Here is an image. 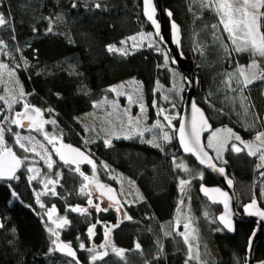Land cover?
Masks as SVG:
<instances>
[{
    "label": "trees",
    "instance_id": "16d2710c",
    "mask_svg": "<svg viewBox=\"0 0 264 264\" xmlns=\"http://www.w3.org/2000/svg\"><path fill=\"white\" fill-rule=\"evenodd\" d=\"M74 2L76 7H73ZM161 2L180 27L181 51L192 61L194 75L198 78L196 102L213 124L205 144L215 130L231 129L242 140L248 138L254 130L245 129V122L221 110L217 98L223 85L224 61L229 63L228 69L234 70L238 64L249 60V53L221 49L217 36H213L205 50H197L192 60L188 30L190 27L198 30L214 22L213 13L204 11L198 0ZM96 3L101 7L96 8ZM0 13L10 21L0 27L2 47L6 51V55L1 56L15 72L28 103L43 109L44 115L55 121L47 130L60 135L67 144L85 150L81 142L85 132L78 116L108 95L107 86L134 77L141 83L146 104L151 105L156 84L169 83V74L163 65L165 53L148 47L126 54L108 50L109 45L119 46L138 31L153 32L143 17L142 0H0ZM243 94L264 132V80L255 81ZM205 99L211 101L212 106L207 105ZM149 114L151 117V111ZM5 140L15 147L12 134L6 133ZM232 142L239 143L230 141L229 144ZM15 149L21 159L25 155L32 157ZM207 149L212 153L211 148ZM91 150L93 154H88L97 162L103 182L112 183L110 174L120 172L132 179L141 191L142 199L125 208L131 219L119 220L115 208L110 206L105 207L107 211L91 209L87 214L67 211L69 206L87 204L88 196L80 190L84 182L80 173L69 171L63 161L56 159L57 164L51 172L44 168L36 180L29 182V158L18 169L17 179H0V264H69L71 261L54 250L49 251L53 249V241L33 194L34 190H39V181L50 177L56 180L55 173L61 174L55 187L57 195L44 199V204L55 206L70 222L61 229L60 239L76 249L83 264H185V261L198 264L187 258V247L179 235L163 240L160 228V222L172 221L177 214L180 179L194 176L196 170L203 172L201 180H192L199 202L198 216L203 217L207 235L220 253L219 260L204 264L245 263L247 240L254 224L236 222L233 235L220 227L217 216L221 207L209 203L198 192L200 184L216 182L191 156L180 152L176 137L162 148L140 143L136 138H116L110 145L96 140L91 143ZM179 157L187 162L192 174L176 167L178 160L175 158ZM221 160L216 161L225 167L233 182L238 209L253 199L264 209V176L257 168L259 155L251 156L246 150L237 153L226 145ZM71 167L75 169L73 164ZM87 167L81 169L87 170ZM93 224L96 225L95 234L89 238L88 228ZM107 225L111 228L113 244L124 247L125 254L121 258L107 249L105 258L91 261L94 253L89 249H95L102 242ZM135 242L140 249H136ZM81 243L85 245L83 249L79 247ZM261 261H264V236L255 249V263Z\"/></svg>",
    "mask_w": 264,
    "mask_h": 264
},
{
    "label": "rangeland",
    "instance_id": "374dc122",
    "mask_svg": "<svg viewBox=\"0 0 264 264\" xmlns=\"http://www.w3.org/2000/svg\"><path fill=\"white\" fill-rule=\"evenodd\" d=\"M197 1V0H195ZM198 3L200 4V0H198ZM208 10V9H203ZM208 12H211L213 21L212 23H209L205 25L201 29H193L192 27L189 28L187 36H188V47L191 50V55L190 58L194 60V53L197 50L203 51L205 50L206 46L209 43V40L214 36L213 35V28L212 25L218 24V17L216 16L215 12L212 10H208ZM202 10H201V15H202ZM220 27V31L216 32L217 37H220L223 41V44L227 45V50L230 52L233 49V45L231 44V41L227 39V34L223 32L222 26ZM147 34V33H152L151 40L149 39H144L141 34ZM132 37H136L135 41L131 39ZM153 41L155 43H153ZM124 43H121L119 46H116L117 49H123L125 50L123 53L128 52V51H133L137 50L142 47H148L156 50L158 53H165V56H167L165 49L160 45L158 40L156 39L155 35L153 32H147V31H138L134 35L129 36ZM219 42V47L222 49L224 48L221 44V40H218ZM218 46V44H217ZM0 64H4L7 67L4 69H0V95H9V92L6 90H12V93H18L22 87L20 83L18 82L15 72L11 68L8 67L7 62L3 59L1 55H6V51L4 50V47L0 45ZM116 52H121V51H116ZM249 53V60L245 63H242L240 65H243L247 67L254 57ZM168 57V56H167ZM259 61V57H256ZM163 65L166 67L168 74H169V83L168 85L162 84V83H157L154 89V94H153V99L151 101V105H147L145 101V94L144 90L141 86V83L135 79L134 77H127L124 78L120 81H117L109 86H107L106 90L108 92L107 96H104L100 101L94 103L91 107L90 110L80 114L78 116V119L83 125V129L85 132L84 137H82L81 142L82 145H84V151L87 153L91 152V143L96 141V140H102L105 142V140L112 141L113 139H116L117 137L119 138H124L125 136H129V132L121 128L122 123H127L129 117L135 118L143 115V118L140 121V125L142 128H152V126L159 120L161 124L163 125V131H167L170 136L173 138L176 137V130L177 126L176 122H179L181 112H182V103H183V98H184V91L186 89L184 80H183V74L180 73L178 70H176L172 65L170 64V61L168 62L167 65H165V62ZM239 65V64H238ZM229 63L224 61V72H223V77H222V82L223 85L221 86V91H219V98H217L218 101L221 103V110L227 111L234 119L237 121L245 122L244 128L245 129H252L254 130L253 133L243 141L247 143H252L254 142V138L257 135L258 132H263L259 126V118L257 115H255L251 110L249 105L247 104V101L245 100L243 102V105L241 104L240 97L244 96L243 92L239 91H234L233 89H236V84L235 81H232V88L227 87V83L229 82V73H234L236 72V69L231 70L228 69ZM264 64H261V70H263ZM195 70V69H194ZM11 73V75H10ZM139 89L140 95H142L143 99L142 101L138 99L136 90ZM133 96V100L130 101L128 99L129 96ZM204 102L212 106L211 101L209 100H204ZM25 103H28L26 99V95L24 96L23 99H21L18 103L12 105L11 109H8L7 105H5L2 101H0V107L4 108V112L1 115V119H3L4 115H9L12 117H15L16 112H21L24 108L23 105ZM143 103L146 112L144 114H141V109H140V104ZM29 104V103H28ZM31 105V104H29ZM175 105V107H173ZM33 108H38L33 105H31ZM245 107L247 108V112L245 111ZM164 109L163 115H158V110L159 109ZM40 109V108H38ZM41 110V114L44 115L45 111L43 109ZM149 111H151L152 115L150 117ZM164 115H169L175 117V119L172 120V125L169 126L168 122L164 120ZM43 120L45 121H53L52 118L46 117L44 115ZM52 123H45L44 124V131L49 133L50 136H56L58 137V140L55 142L56 147H60L61 142L64 144H67L63 141L60 135H58L55 132H51V130H47L48 126H51ZM12 130L14 129L15 132H19L21 135H29V130L25 129L23 130L22 128L12 125ZM163 131L160 128H152V131H145L143 136H140L139 134L131 136V138H136L140 143H145L149 146L156 147V148H162L163 145L166 143L161 139L163 135ZM211 134V133H210ZM222 135H225L223 132L221 133ZM31 135L35 137V147H36V152H30L27 154H30L32 157H29L31 159V162L27 164V169L29 167H34L35 169L39 170V174L37 172H28V177L29 176H35L36 179L40 175L41 171L46 168L49 172H51L52 169H48L47 165L45 164L44 160L41 159L40 155H37V153L43 154L44 149L48 150V154L51 155L52 160L55 161L53 164V167L57 164V160L60 161L59 157L57 154L53 151V145L49 144L48 141L44 138L42 133H37L35 131L31 132ZM210 137V136H209ZM209 137L206 139V144L208 143ZM172 138V139H173ZM125 139H130V138H125ZM171 139V140H172ZM14 144H15V137L13 136ZM149 141H152V143H149ZM168 142V141H167ZM6 143L9 146L10 145L7 141ZM240 146L243 150H246L247 152L249 151L247 148L244 147V144H240V142H235ZM259 143V142H255ZM43 145L44 147L41 148L40 145ZM160 144L161 147H157L156 145ZM226 147V146H225ZM20 149L18 145L15 144V147H13V151L16 152V154L20 157L18 154V151L15 149ZM212 149V155L215 160H218L219 162H222L221 159L224 158V150L222 151L220 158L217 159V151L216 148H211ZM225 149V148H224ZM22 150V149H20ZM259 155V154H258ZM91 156V155H90ZM22 158V157H20ZM57 159V160H56ZM177 161V164L180 162H183V164L186 166L187 171L184 169H181L185 173H190L191 168H189L187 162L182 159L181 157L175 158ZM92 161L96 166V171H95V179L96 180H101V177L99 176V171L97 167V162L95 159L92 157ZM217 162V161H216ZM218 163V162H217ZM259 163H262L259 159ZM75 168L77 167L75 164H73ZM80 172L84 173V176H88L89 180L93 179V165L88 164L87 170H82L81 167ZM261 171H264V169H261ZM84 176H82L84 180ZM27 177V179H28ZM203 177V172L201 170H196L194 173V176H186L183 177L182 179L189 181V184L186 186V191L181 192L180 191V186H179V193L180 197L178 200L177 204V214L175 215L174 219L172 221H164L160 222V228L161 232L166 238L165 232H176L183 240V236H181L179 233L184 232L185 229L183 227V224L185 222H190L191 227L195 229V233H193V236L195 238H192L190 236V242L193 245V252H198L199 253V260L192 259L196 263L201 264V262L205 261H217L220 259V253L219 250L216 246L215 243H213L210 238L207 235V225L205 224L204 220L202 218H199L198 214V208H199V202L197 199L196 195V190L195 187L192 183V180L194 178L201 180ZM109 178L112 180V183L109 184L110 188L113 189L120 199L122 200V204L124 208H126L127 205L136 203L140 201V197H142L141 191L137 187L136 183L127 177L126 175L120 173V172H114L111 173ZM35 179V180H36ZM48 179L54 180V178L50 177ZM48 179H43L42 181H47ZM29 182H32L34 180H29ZM264 181V179H263ZM39 190H34V198L35 202L38 207L42 209L43 216L42 220L45 223V227L47 232L51 236V241L54 240V238H60V231L63 228L56 229V231L59 233V236H53L52 233L49 231V228H56V225L52 223V220L49 219L47 212L52 209L53 206H46L44 204V199L47 197H51L52 195L46 194V195H41L39 197V203L37 202V193H44L46 192V189L44 187V183L39 181ZM88 184L89 181L83 182L82 185ZM57 185V184H56ZM55 185V187H56ZM51 187V185H49ZM81 190V188H80ZM235 190V189H234ZM89 198L93 200V204H99L101 208L107 207L100 199H97L93 196L92 191L90 189V185L84 192ZM87 199V200H88ZM41 204L44 205V207H41ZM184 206V207H183ZM75 207V206H73ZM80 207H89L88 204ZM94 209V208H89V210ZM95 210V209H94ZM118 217L120 216L119 213ZM185 217L188 218V220H185ZM60 218H66L64 215L60 214L57 209L55 213H53L52 219L56 220L59 222ZM67 219V218H66ZM68 220V219H67ZM180 221L178 224L177 221ZM107 230L109 229V226L107 225ZM111 229V228H110ZM168 237V235H167ZM68 243V242H67ZM185 243V242H184ZM101 245H105V247H101ZM187 247V258L189 259V252H188V245L185 244ZM113 241L111 238L106 237L104 241L102 242L95 248V252L99 251L101 249H108L113 251ZM117 249H122L119 247H115ZM93 253V252H92ZM260 264V263H257Z\"/></svg>",
    "mask_w": 264,
    "mask_h": 264
},
{
    "label": "snow or ice",
    "instance_id": "6c2138e0",
    "mask_svg": "<svg viewBox=\"0 0 264 264\" xmlns=\"http://www.w3.org/2000/svg\"><path fill=\"white\" fill-rule=\"evenodd\" d=\"M200 6L203 9L212 10L215 12L216 16L218 17V24L212 25V28L214 30L213 35H216V32L220 31V27L222 26V30L224 33L227 34V39L231 41V44L233 45V51L239 53V52H250L251 55L254 57L252 62L247 66L243 65H237L236 72L229 73V82L227 83V87L232 88V81H235L236 89H233L234 91L243 92L246 88H248L249 85L253 84L257 80H264V70H261V64H264V0H200ZM73 7H76V3H73ZM96 8H100L101 4L96 3ZM155 7L153 6V0H144V14L146 15L147 19L151 21L153 25L156 26L157 32L156 35L159 36V24L157 21L153 18L155 14ZM169 16L172 15L171 12L168 13ZM8 23H10L9 20H6L5 14L0 13V27L6 26ZM172 29L174 33V42L179 44V26L173 21L172 23ZM51 31V27L48 29ZM35 31V29H34ZM141 36L144 39L151 40L152 33L147 34H141ZM135 41L136 37H132ZM218 40H221L220 37H217ZM121 43H124L123 41ZM153 43H155L153 41ZM4 41L0 39V45H3ZM221 44L225 49H227V45L223 44V41L221 40ZM2 50V49H0ZM108 50L110 52L115 51H121L124 52L123 49H117L115 45H109ZM126 54V53H125ZM256 57H259V61L255 59ZM169 62V58L165 56V65H167ZM175 63V61H172ZM7 66L4 64H0V69H4ZM11 75V73H10ZM9 92V95H0V101H2L5 105H7L8 109L12 108V105L18 103L21 99L24 98L25 93L21 89L18 93H12V90H6ZM137 97L142 101L143 97L139 93V89L136 90ZM128 99L130 101L133 100V96H129ZM241 104L243 105V102L247 100V97L241 96L240 97ZM175 107V105H173ZM24 111L22 112H16L15 117L4 115L3 119L0 120V179H8L13 180L17 179V176L15 175L17 169H19L22 164H24L26 161L29 160V157L27 155L23 156V159L19 158L16 154V152L13 151V147L9 146L6 143L5 140V134L9 133L12 134L15 137V144L19 146L20 149L24 151V153H30V152H36L35 147V137L31 135L32 131H35L37 133H42L44 138L48 141L49 144L53 145V151L59 155V159L64 162V165L68 167L69 171H75L79 172L81 176H84L83 172H80L79 163L86 161L89 164L93 165V179L90 181L88 176H84L85 181H89V183H95L97 189L104 190L106 189V192L101 191V197L105 194L112 193V189L108 187L107 185L100 184L98 181H95V171L96 166L93 163V161L86 156L83 152H81L79 149L72 148L71 146H65L61 142L60 147L55 146V142L58 140V137L56 136H50L49 133L44 131V124L45 123H55V121H45L41 118V110L38 108H33L28 103H25L23 105ZM141 114H144L146 112V109L143 105V103L140 104ZM192 109L195 113L199 114L200 121L199 124L197 123L196 119L193 118L191 121H182L180 124V127L178 129L179 131V137H180V143L183 147L184 152L191 153L197 157L199 162L201 164H207L208 167L214 168L215 165L211 163L212 157H209L208 153L205 151V145H202L200 142V133L204 130V125L207 123V121L203 117V113L199 108H197L196 103H192ZM164 109L158 110V115H163ZM245 111L247 112V108L245 107ZM4 112V108L0 107V114ZM143 118V115L139 117H129L127 123H122L121 128L129 132V136H125L124 138H131V136L139 134L140 136H143L145 131H152V128H160L163 131V125L159 120L152 126V128H142L140 125V121ZM175 119L173 116L164 115V120L168 122V125H172V120ZM27 121V123H25ZM12 125H16L22 129H28L29 135H21L19 132L12 133ZM222 132H226L227 135H222ZM119 138V137H117ZM173 137L169 135L167 131H163V135L161 139L165 142L170 141ZM230 141H239L240 144H244V147L247 148L248 154L251 156H257L259 154V159L262 163L257 164L258 169H264V132H258L257 135L254 138V142L252 143H245L242 138L233 133L231 129H224V130H215L212 132V135L209 137L208 143L206 145L207 148H216L217 156L216 158L219 159L222 151L224 150L226 145H229L231 150L234 152H241L243 149L238 146L237 143L232 142L229 144ZM255 142H259L258 144ZM111 141L105 140L106 145H110ZM149 143H152V141H149ZM157 147H161L160 144L156 145ZM41 148L44 146L41 144ZM68 148L70 153L76 154L78 157H82L83 161L77 160L75 156H66L62 152V148ZM37 155H40L41 159L44 160L45 164L47 165L48 169L53 168V164L55 161L52 160V157L50 154H48V150L44 149L43 154L37 153ZM72 164H76L77 167L73 169L71 167ZM105 167H107L105 165ZM177 168L184 169L187 171L186 166L183 164V162H180L176 165ZM219 172L223 173L224 169L219 168L217 169ZM28 172H37L39 174V170L35 169L34 167H29L27 169ZM57 179L52 180L48 179L47 181H41L44 183V187L46 189V192L44 193H37V202L39 203V197L41 195L50 194L52 196H56L57 192L55 190V185L59 183V177L60 173H55ZM261 176H264V171L260 172ZM28 179L35 180V176H29ZM189 184V181L180 179L179 186L180 191L185 192L186 186ZM229 184H231V181H229ZM51 185V187H49ZM88 184H84L81 186V193H84L86 189L88 188ZM201 191L207 194L209 192V189L201 186ZM212 191L218 192L221 196L225 197V200L227 199V194L224 192H221L219 189H213ZM12 195H16L15 192L12 193ZM101 197H97V199H100ZM109 199H113L112 196H109ZM142 199V197H140ZM119 203L118 201H116ZM87 204L89 207H80V206H69L67 211L71 212H77L81 214H87L89 213V208H94L96 211H107L108 208H101L99 204H93V200L89 198L87 200ZM256 200L253 199L249 204L244 206V211L248 213L249 215L252 214L251 210L256 209V214L261 217V225L264 226V211H260L256 208ZM41 207H44L43 204H41ZM225 213L219 217V220L224 224L226 228H228L230 231H235V228L232 223V216H234V213H229V207L228 204L225 203ZM56 208L55 206L52 207L51 210L47 212V215L50 220H52V223L56 225V228H49V231L52 233L53 236L58 237L59 233L56 231V229L63 228L66 225H68L70 222L66 218H60L59 222L52 219L53 213H55ZM126 219H131V217H128L125 213ZM207 215V213H205ZM185 220H188L187 217H185ZM177 223L179 224L180 221L178 220ZM96 225L93 224L88 228V236L91 238L95 233ZM115 227V226H113ZM183 227L185 229L184 232L179 233L184 238L185 244L188 245V252H189V260L196 259L199 260V253L193 252V245L190 242V236L192 238H195L193 236V233H195V229L191 227L190 222H185L183 224ZM111 229H108V232H106V237L110 233ZM165 235H171L170 232H165ZM254 235V233H253ZM53 244L56 245L57 241L53 240ZM80 248H84L85 245L81 243L79 245ZM101 247H105V245H101ZM136 249H140V245L136 244ZM53 249H49V251H52ZM62 252H66V255L69 257H72L73 260H75V252L71 249L70 244H60L58 245L57 249ZM113 252L119 256L123 257L125 254V250L123 249H117L113 246ZM162 252V247H161ZM251 250V238L249 239V251ZM90 252L95 253V249H89ZM107 252L99 253V254H93L91 256L92 261H96L97 259H102L104 256H107ZM247 259V258H246ZM69 264H72V261H69ZM76 264H79L78 261H76ZM185 264H188V261H185ZM201 264H204L202 261ZM260 264H264V261H261Z\"/></svg>",
    "mask_w": 264,
    "mask_h": 264
},
{
    "label": "water",
    "instance_id": "95a60500",
    "mask_svg": "<svg viewBox=\"0 0 264 264\" xmlns=\"http://www.w3.org/2000/svg\"><path fill=\"white\" fill-rule=\"evenodd\" d=\"M153 6L156 9L153 18L157 21V23L160 26L159 30H158L159 31V36L156 35V32H157L156 26L153 25L151 23V21H149L147 19L146 15L144 14V0H142L143 17H144L146 23L151 27V29H152L156 39L160 43V45L165 49V52H166V54H167V56L169 58V61H170L171 65L176 70H178L180 73L183 74V80H184V83H185V86H186V89L184 91L183 103H182V112H181V116H180V119H179V122H178L177 130H176V140H177L178 148H179L180 152L183 155L191 156V158L194 159L195 162L206 173H208L210 176H212V178L215 180L216 183L212 184V185L200 184L199 187H198V192L209 203L215 204V205H218V206L221 207V211H220V213L217 216V223L220 225V227L227 234H229V235H233L234 234V231H230L219 220V217L225 213V207H224L225 203L228 204L229 213L230 214L234 213V216H232V223H233L234 228H235V223L236 222H250V223L254 224V230L252 231L250 237L247 240V245H246V250H245V263L244 264H256L255 263V249H256V246L259 243V241L264 236V226L261 225V217H259V215L256 214V209H252L251 210V212H252L251 215H249L248 213H246L244 211V206L249 204L251 201L246 203V204H244L241 207L240 210L238 209L236 193H235V190H234V185H233L232 180L228 176L225 167L222 166V165H219L216 162V160L214 159V157L211 154V152L207 149V147L205 145V137L208 134H210V132L212 131L213 124L209 120L204 108L202 106H200L196 102L195 95H196V91H197V87H198V78H197L196 75H194L192 61L190 59L186 58L184 56V54L182 53V51H181V41H182L181 30L179 32L180 43L177 44V43L174 42V33H173V29H172L173 21L169 24V31H168V27H167V25L165 23V20H164V7L162 5L161 0H153ZM157 16L159 17L158 19H156ZM179 29H180V27H179ZM173 60L175 61V63L172 62ZM193 102L196 103L197 108H199L201 110V112L203 113L204 119L207 121V123L204 125V130L201 131V133H200V142H201L202 145H205V151L208 153L209 157H212L211 163L216 166L215 169L211 168V167H208L207 164H201L195 155H193L191 153L184 152L183 147H182V145L180 143V137H179L178 129L180 127L181 122L185 121V120L191 121V120H193V118L196 119L198 124H199V121H200L199 114L195 113L193 111V109H192V103ZM22 111H24V109ZM41 118L42 119L44 118V116L42 114H41ZM262 122H263V126H264V114L262 116ZM25 123H27V121H25ZM64 145L65 146H71L72 148L79 149L81 152H83L86 156H88L92 160V156H90L83 149L78 148V147H76V146H74L72 144H64ZM62 152L66 156H75V158L77 160L83 161L82 157H78V156H76V154L70 153L68 148H66V147L62 148ZM57 156L59 157V155H57ZM88 164L89 163H87L86 161H83V162H80L78 166L79 167H83V166H86ZM219 168H223L224 172L223 173L219 172L217 170ZM17 171H18V169H17ZM17 171H16L15 175L17 174ZM91 180L92 179H90V181ZM95 181H98L100 184H104V185H107L108 187H110L109 184H107V183H105L103 181L96 180V179H95ZM229 181H231V184H229ZM89 185H90V189L92 191V194H93V196L95 198L101 197V191L106 192V189H104V190L97 189L95 183H89ZM201 186L209 189V192L207 194L202 192L201 191ZM213 189H219L221 192L226 193L227 194V199L225 200V197L221 196L218 192L212 191ZM109 196H112L113 199H109ZM100 200L107 206H110V207H113V208L116 207L118 209V212H119V215H120V219L122 221L127 220L125 218V215H124L126 213V211H125L124 206L122 204V200L120 199V197L118 196V194L114 190L112 191V193L105 194L104 196H102L100 198ZM116 201H118L119 203H117ZM256 202H257V200H256ZM256 208L259 209L260 211H264V209L258 204V202L256 204ZM253 233H254V235H253ZM250 238H251V250L249 251V239ZM54 240L57 241V244L56 245L53 244V250H54V252L57 255L64 256V257L68 258L74 264H76V261H78L79 264H83V262L78 257V253H77L76 249L73 246L70 245L71 249L76 254L75 260H73L72 257H69L68 255H66V252H62V251L56 250L58 245H60V244H68V243L62 241L60 238H55ZM103 252H107L108 253L107 249L104 248V249H101L99 251H96L94 254H99V253H103ZM105 257L106 256H104L103 258H105ZM102 259H97V260H102Z\"/></svg>",
    "mask_w": 264,
    "mask_h": 264
},
{
    "label": "flooded vegetation",
    "instance_id": "af4514ba",
    "mask_svg": "<svg viewBox=\"0 0 264 264\" xmlns=\"http://www.w3.org/2000/svg\"><path fill=\"white\" fill-rule=\"evenodd\" d=\"M164 7V20H165V23H166V25H167V27H168V31H169V24L172 22V21H174L173 19H172V15L171 16H169L168 15V13L169 12H171L168 8H166L165 6H163ZM172 13V12H171ZM159 17L157 16L156 17V19H158ZM175 22V21H174ZM115 208V210H116V212L117 213H119L118 212V209L116 208V207H114ZM125 209V208H124ZM119 220H121L120 219V216H119ZM122 221V220H121ZM107 226H104V230H103V233H102V235H103V241H104V239L106 238V232H108V230H107ZM161 235H162V239L163 240H166L167 238H170V237H173L174 235H177L178 236V234H176V232H172L171 233V235H168V237L166 236V238L164 237V235L162 234V232H161ZM107 237L108 238H111L112 239V236H111V233H109L108 235H107ZM55 239V238H54ZM136 244H137V242H135ZM136 244H135V246H136ZM119 248H122L123 250H126L124 247H119Z\"/></svg>",
    "mask_w": 264,
    "mask_h": 264
}]
</instances>
